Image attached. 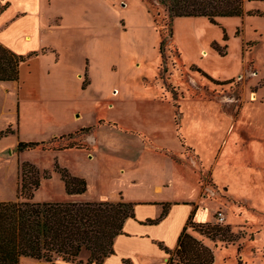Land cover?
<instances>
[{"label":"rangeland","instance_id":"374dc122","mask_svg":"<svg viewBox=\"0 0 264 264\" xmlns=\"http://www.w3.org/2000/svg\"><path fill=\"white\" fill-rule=\"evenodd\" d=\"M37 1L43 10L27 27L32 41L15 30L6 36L25 54L52 58H31L19 81H0V200L18 199L24 161L51 175L34 192L40 202L137 204L168 179L161 201L196 197L195 221L238 232L232 243L188 229L212 248L213 264H264V15L169 23L158 0ZM255 9L264 14V0H246L245 10ZM214 42L228 44V54ZM221 65L224 77L208 71ZM55 136L73 147L17 151L20 140ZM169 163L186 173V184ZM59 167L85 178L87 191L67 194ZM88 256L83 250L79 264Z\"/></svg>","mask_w":264,"mask_h":264},{"label":"trees","instance_id":"16d2710c","mask_svg":"<svg viewBox=\"0 0 264 264\" xmlns=\"http://www.w3.org/2000/svg\"><path fill=\"white\" fill-rule=\"evenodd\" d=\"M158 1L166 8L169 23L177 17H207L210 22L217 24L219 17L264 15L258 9L246 11V0ZM8 5L9 2L0 5V14ZM224 40H228L227 34ZM227 47L228 44H213V48L222 56L228 54ZM163 51L164 42L161 43ZM38 54V51L17 53L0 42V81H19L21 65ZM197 70L207 74L200 67ZM233 80L231 78L223 83ZM55 138L50 141L20 140L17 151L36 148L63 150L73 147L70 143L56 144L53 140ZM59 172L67 194L78 195L87 191L85 178L72 175L64 167H59ZM50 177L48 171L41 175L35 164L24 161L21 165L18 199L0 200V264H20L24 257L44 259L54 264L60 258L79 264L83 250L89 251L87 264H102L107 256L114 253V240L124 232L126 220L135 217L136 204L123 198L114 201H33L34 192L39 188L42 178ZM169 205V202H164L160 216L147 221H160L166 215ZM194 214L190 215L185 224L176 248L169 249L161 243L168 254L166 264H213L214 251L202 239L189 232L190 227L214 241L233 243L239 237L238 232H234L229 224L198 222L194 220ZM238 264H242V260Z\"/></svg>","mask_w":264,"mask_h":264},{"label":"crops","instance_id":"0c3cea01","mask_svg":"<svg viewBox=\"0 0 264 264\" xmlns=\"http://www.w3.org/2000/svg\"><path fill=\"white\" fill-rule=\"evenodd\" d=\"M5 0H0V5L4 4ZM9 2L8 7L0 14V42L11 48L14 51H20L17 53L25 54L24 51L17 48L16 44L10 41L6 34L10 30H15L21 37H23L25 42L32 41V33L30 23L34 19L33 17L37 14L38 8L39 11L43 10L42 3H38L37 0H7ZM21 4H27L30 6V10H26L27 7L21 6ZM39 13V12H38ZM40 15V13H39ZM42 16V13H41ZM240 19L243 17L238 16ZM245 15V20H246ZM183 18V17H181ZM206 18V17H202ZM225 17H219L218 19H223ZM189 21V20H184ZM199 22V20H197ZM26 36H30L31 40L26 41ZM205 44V43H204ZM45 49V48H44ZM38 51V50H31ZM26 51V52H31ZM203 55H207L205 51H202ZM220 55V54H219ZM39 56H46L49 60L52 57L51 55L45 54L43 51L41 55H37L34 58ZM222 56V55H221ZM224 58V57H223ZM58 61V60H57ZM221 62L226 64V59H221ZM59 66L53 63L51 66L52 70L58 69ZM22 69V65H21ZM228 69L224 65L218 68H214L208 71L216 77H224L223 75L227 73ZM212 76V75H211ZM232 76V75H230ZM21 78V76H20ZM3 82H17V81H3ZM64 82V81H63ZM22 89V87L20 88ZM19 88L15 86L14 96L19 99ZM64 89V87H62ZM66 89V88H65ZM20 101V99H19ZM24 108V106H23ZM225 141V140H224ZM199 148V147H198ZM171 167L175 168L176 178L179 179V183H187L186 173L179 169V167L173 163H169ZM173 171V168H171ZM164 181H168L165 179ZM164 181L156 182L153 185L152 194L155 196H149L144 198V201L140 200L135 205V217H130L126 220L124 224L123 233L119 234L114 240V253L107 256L102 264H166L168 260V254L165 249L161 247V243L168 247L169 249H174L177 246L179 236L187 223L190 215L193 212H196V205L194 200L186 201L185 197L183 200H170L165 197V201L169 202L166 215L157 223H149L148 219H155L160 216L163 211L162 194L164 193ZM172 184L171 181H169ZM194 184V183H193ZM161 187L163 192H157L156 188ZM192 187V184H190ZM151 193V192H150ZM81 195V194H78ZM197 213V212H196ZM24 260L28 262L30 260H35V258L24 257L21 260V263ZM88 261V257L87 260ZM55 264H72L64 260H56Z\"/></svg>","mask_w":264,"mask_h":264},{"label":"built area","instance_id":"2783aa9c","mask_svg":"<svg viewBox=\"0 0 264 264\" xmlns=\"http://www.w3.org/2000/svg\"><path fill=\"white\" fill-rule=\"evenodd\" d=\"M220 217H221V220L223 221L224 220V215L222 213H220Z\"/></svg>","mask_w":264,"mask_h":264}]
</instances>
